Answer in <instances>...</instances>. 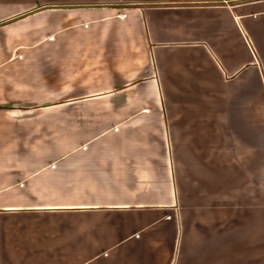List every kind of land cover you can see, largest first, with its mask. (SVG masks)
<instances>
[{
	"label": "crops",
	"instance_id": "1",
	"mask_svg": "<svg viewBox=\"0 0 264 264\" xmlns=\"http://www.w3.org/2000/svg\"><path fill=\"white\" fill-rule=\"evenodd\" d=\"M0 264H264V0H0Z\"/></svg>",
	"mask_w": 264,
	"mask_h": 264
}]
</instances>
